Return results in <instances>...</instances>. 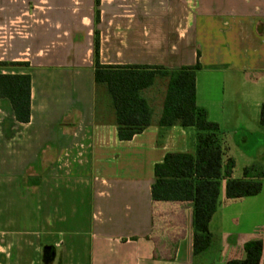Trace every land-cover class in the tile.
<instances>
[{
  "label": "crops",
  "instance_id": "obj_1",
  "mask_svg": "<svg viewBox=\"0 0 264 264\" xmlns=\"http://www.w3.org/2000/svg\"><path fill=\"white\" fill-rule=\"evenodd\" d=\"M96 31L103 66L200 62L197 105L220 126L224 167L236 159L234 139L256 135L264 145V0H0V63L25 64L0 75L31 77L29 123L0 98V264L244 260L247 243L264 244V178L259 195L235 200L222 180L211 247L195 257L193 203L155 201L152 186L166 155L195 153L197 131L157 124L163 78L165 87L157 80L145 92L153 124L121 141L109 97L97 96ZM238 77L232 97L254 111L229 107L226 89ZM256 160L246 168L264 171V149ZM235 163L233 179H243Z\"/></svg>",
  "mask_w": 264,
  "mask_h": 264
},
{
  "label": "trees",
  "instance_id": "obj_2",
  "mask_svg": "<svg viewBox=\"0 0 264 264\" xmlns=\"http://www.w3.org/2000/svg\"><path fill=\"white\" fill-rule=\"evenodd\" d=\"M100 0H96L97 7ZM100 12L97 10V21ZM100 34L95 33V83L97 96L103 89L116 116L118 136L130 141L153 124L154 109L145 92L155 86L159 77L168 79L163 111L157 122L161 127L182 126L197 131L194 154L170 153L155 166L152 197L155 201L192 202L194 205V255L206 253L212 244L210 223L220 206L222 180L227 179L228 200L259 195L264 171L258 166L244 169L243 179H233L236 163L228 159L223 166L219 142L220 126L209 120L207 110L197 105V72L201 64L169 70L155 66H103L99 62ZM24 66L22 63H0V67ZM0 98L11 103L18 122L31 119V77L0 75ZM98 101V100H97ZM260 124L264 127V104ZM246 258L227 264H261L264 244L252 241L245 245Z\"/></svg>",
  "mask_w": 264,
  "mask_h": 264
},
{
  "label": "rangeland",
  "instance_id": "obj_3",
  "mask_svg": "<svg viewBox=\"0 0 264 264\" xmlns=\"http://www.w3.org/2000/svg\"><path fill=\"white\" fill-rule=\"evenodd\" d=\"M157 80L160 83V81H163L164 79L162 77H159ZM162 84L160 83L158 87L160 88ZM242 84H243V79L241 77H238V79L236 80L230 81V84L228 85L229 87H227L228 89H226V93L229 96V100H230L228 103L229 107L230 109L239 110V111L240 110L254 111L255 108L249 107L248 103L244 101L239 102L237 98L232 97L236 95L235 93L239 88H241L240 86H243ZM163 85L165 87V84ZM248 89H249L248 87L245 88V90H248ZM256 111H257V108H256ZM256 137H257L256 135H253V137H250L248 141H244L245 140L244 137L241 136L238 138V142H240L238 145L236 144L235 139L233 141L232 151L235 154V158H236L235 161L237 162L239 174H243V171L246 168V162L247 161H257L256 156L259 154V152H262L264 149V145H261V143L259 147L257 140H255Z\"/></svg>",
  "mask_w": 264,
  "mask_h": 264
}]
</instances>
